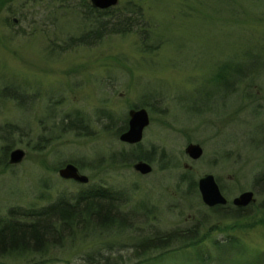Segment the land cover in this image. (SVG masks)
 I'll return each mask as SVG.
<instances>
[{"label": "rangeland", "instance_id": "374dc122", "mask_svg": "<svg viewBox=\"0 0 264 264\" xmlns=\"http://www.w3.org/2000/svg\"><path fill=\"white\" fill-rule=\"evenodd\" d=\"M81 1L0 0V91L9 85L22 95L16 103L0 92V224L10 211H23L21 220L28 210L96 187L119 197L123 214L116 217L126 225L120 232L74 234L42 254L3 256L0 264H84L83 256L95 250L118 252L130 264L140 238L196 223L204 236L198 249L214 262L264 257V195L254 187L264 173V72L248 76L229 96L206 83L219 61L264 44V0H117L141 8L148 52L137 29L70 46L69 38L87 29ZM138 108L148 119L135 143L152 160L144 161L150 165L145 174L132 168L139 160L109 162L113 152L137 148L118 135L127 128V111ZM76 113L86 118L84 135L60 129L61 117ZM106 113L113 122L108 130L102 128ZM188 143L200 146L197 159L184 154ZM15 148L23 155L8 163ZM66 163L87 182L61 178L57 171ZM203 174L213 176L229 206L252 192L253 200L239 207L243 217L217 215L185 193L182 176L197 181ZM228 237L235 247L222 254L217 244ZM193 250H173L158 264H193Z\"/></svg>", "mask_w": 264, "mask_h": 264}, {"label": "trees", "instance_id": "16d2710c", "mask_svg": "<svg viewBox=\"0 0 264 264\" xmlns=\"http://www.w3.org/2000/svg\"><path fill=\"white\" fill-rule=\"evenodd\" d=\"M79 6L82 20L86 22L87 29H84L77 37L69 38L70 41L68 43L70 46L73 43L91 45L106 35H123L137 29L138 33L136 34L142 46L145 47L146 52L151 49L148 46L149 44L146 43L149 41L150 32L148 23L143 20L141 8L136 2L127 1L116 6L98 9L93 7L88 1L82 0ZM263 72L264 44L258 43L253 47H243L236 58L226 57L219 61L215 65V72L210 75L206 83L211 88H223L221 96H229V94L233 93V88H237L248 76L254 75L257 77ZM1 88L2 96L10 98L16 103L19 102L22 95H20L21 92L17 88L9 85H3ZM106 115L107 121L102 128L108 130L113 127V122L112 115L109 113H106ZM85 119L80 113L72 116L68 115L65 118L61 117L59 121L61 123L60 129H67L74 131L75 134L84 135L88 133ZM2 140L6 143L4 138ZM135 146L137 148L131 147L127 152H113L114 155L110 156L109 162L115 164L119 161L125 163L130 160L152 161L148 155L149 152L145 153L138 150V144H135ZM1 149L6 155L7 145L3 144ZM162 166L166 168L170 165L165 164ZM259 176L258 181L260 182L253 186L259 194L264 195V173ZM182 180H186L185 193L187 195L193 193L198 196L196 181L191 177L186 178L185 176H182ZM254 181L257 182L256 179ZM110 194L109 191L100 190L96 187H87L73 196V200L58 198L46 206L28 210L24 213L27 218L23 217L21 220L17 215L23 213V211H10L9 217L0 224V257L42 254L52 242H60L62 238L71 237L82 232L85 233L83 234L84 236L89 232H95L96 234V231L113 229L115 232H120L122 228H125L126 223L121 220L123 219L122 217H116L119 213L120 215L123 214L119 210V203H115V201L119 200V197H113ZM208 210L222 217L232 218L235 221L239 217L244 216L242 213L244 208L239 209L229 205L216 206L208 208ZM143 212H146V210L143 209ZM235 221L232 222L233 224L230 227L234 226ZM199 224L202 225L201 223ZM193 226L192 228L172 229L168 232L154 234L148 238H140L133 247L132 256L134 259L130 264H158L172 252H175L173 250L189 246L194 247L193 264H236L234 258H228L227 260L229 261H226L227 263L222 262V260L221 262H214L211 255L200 251L196 243L200 242L204 236L202 238L198 237L197 229L199 228L196 227L197 223ZM234 241V238L228 237L224 244H217L218 252L223 254L224 251L229 249L228 245L235 247ZM225 244L227 245L226 248H224ZM106 245V247H110L111 244ZM83 257L84 264H126L124 262L126 258L124 259L118 252L112 253L111 250L103 256L95 250L94 252L86 253ZM111 257H113V261H110ZM218 258L217 260H219ZM243 264H264V257L260 255L253 262L244 261Z\"/></svg>", "mask_w": 264, "mask_h": 264}, {"label": "water", "instance_id": "95a60500", "mask_svg": "<svg viewBox=\"0 0 264 264\" xmlns=\"http://www.w3.org/2000/svg\"><path fill=\"white\" fill-rule=\"evenodd\" d=\"M89 3L98 9H105L115 6L117 0H89ZM127 128L118 135V139L128 144L138 143L141 139L143 128L147 125V113L144 108L129 109L127 111ZM184 154L190 159H197L201 155V148L197 143H188L184 149ZM23 155V151L15 148L9 151L8 163H17ZM132 168L145 174L150 171V165L144 161H136L132 164ZM58 175L64 179H72L79 183L87 182L85 175L77 172V168L72 163H66L57 171ZM196 188L201 203L207 207L214 205H222L226 203V199L220 192V189L211 174H203L196 181ZM252 192L244 191L238 196L231 199L232 205L236 207L244 206L251 202Z\"/></svg>", "mask_w": 264, "mask_h": 264}, {"label": "flooded vegetation", "instance_id": "af4514ba", "mask_svg": "<svg viewBox=\"0 0 264 264\" xmlns=\"http://www.w3.org/2000/svg\"><path fill=\"white\" fill-rule=\"evenodd\" d=\"M74 182H76V181H74ZM79 183V182H78ZM82 184V183H81ZM85 184V183H84ZM230 204H231V207H235V208H239V207H236V206H234V205H232V203H231V201H230ZM225 205H229V202H227V200H226V204ZM224 205V206H225ZM217 206H220V205H217ZM222 206V205H221ZM213 207H216V206H213ZM209 208H212V207H209ZM240 209V208H239Z\"/></svg>", "mask_w": 264, "mask_h": 264}, {"label": "bare ground", "instance_id": "6f19581e", "mask_svg": "<svg viewBox=\"0 0 264 264\" xmlns=\"http://www.w3.org/2000/svg\"><path fill=\"white\" fill-rule=\"evenodd\" d=\"M74 166H75V165H74ZM75 167H76V166H75ZM76 168H77V167H76ZM77 172L80 173L79 170H78V168H77ZM80 174H81V173H80Z\"/></svg>", "mask_w": 264, "mask_h": 264}]
</instances>
